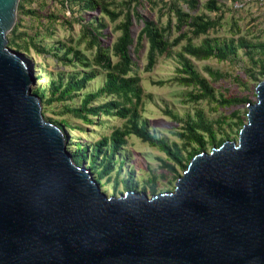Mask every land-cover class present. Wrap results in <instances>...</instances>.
Segmentation results:
<instances>
[{"label": "water", "instance_id": "obj_1", "mask_svg": "<svg viewBox=\"0 0 264 264\" xmlns=\"http://www.w3.org/2000/svg\"><path fill=\"white\" fill-rule=\"evenodd\" d=\"M20 1L0 0V264H264V79L238 140L196 155L173 192L108 196L9 47Z\"/></svg>", "mask_w": 264, "mask_h": 264}, {"label": "trees", "instance_id": "obj_2", "mask_svg": "<svg viewBox=\"0 0 264 264\" xmlns=\"http://www.w3.org/2000/svg\"><path fill=\"white\" fill-rule=\"evenodd\" d=\"M63 6L69 8L73 18L65 21L72 25L77 21L81 25V35L78 44H86L88 50H95L92 62L85 61L81 53L74 51V48H68L63 55L59 54V49H48L35 41L27 32L21 31L20 24H16L10 33L9 47L17 51L31 53L34 50L38 55H51L58 61L66 64L80 63L85 68L95 66L98 72L106 74L104 85L96 92H83L88 88L90 82L98 76L97 71L78 73L69 76L64 80L59 76L56 81H52L48 87H37L34 93L42 99V105L53 103H67L73 101L82 93L80 105L77 107L66 108V113L73 115L76 119L82 121L87 126L95 124V120L103 115L116 116L127 120V123L121 128H114L109 136L102 137L93 145H84L82 143H72L75 149L69 146L72 152L74 162L89 168L94 177L102 184L113 182V193L118 192L120 184H124L125 179L120 180L123 169V161L118 162L120 151L128 145V139L131 136L140 138L143 142L159 148L164 152L169 161H163V165L178 178L179 169L183 172L188 168L191 160L201 152L207 151L209 146H221L227 140L218 139V131L225 133L224 125L227 118L215 122H207L202 113L198 112L196 118L188 117L181 119L170 110L165 113L177 122L183 124V132L178 136L184 141L183 146L179 144H169L166 140L159 138L155 134L147 131L145 124L139 123L140 109L143 105V88L141 87V77L138 75L139 59L145 49V43L148 44L147 63L144 70L152 72L157 64L159 56L175 57L178 62L177 75L173 79L182 86L192 87L189 99L194 102L208 100L209 103H215L216 110L219 108H233L248 103L255 102L244 96H221L218 98L215 89L207 78L203 77L195 67L193 60L208 61L217 59L218 61H233L239 50L252 62L253 69L251 77L258 84L264 79V42H252L245 37H239L219 41L216 38H210L209 32L219 26L224 18L225 11L220 0H208L202 5L200 0H182L186 4L188 11L181 5L180 0H58ZM233 4L239 0H231ZM29 0H21L19 13L24 15H36V11L26 5ZM159 15L154 19L152 11L159 7ZM76 5L77 9L73 8ZM215 13L216 18H211L207 13ZM148 10L147 15L143 11ZM93 14L100 15L95 22L90 21L89 17ZM166 17L163 22L162 18ZM107 18L110 23L115 24L114 33H119L114 44L110 47L105 39L108 38L105 33L108 28L104 21ZM50 20H57V17L50 16ZM137 26H141L139 34L135 35ZM49 35L53 32L48 28ZM241 29L235 24L233 34L237 35ZM38 34V33H37ZM39 36V35H36ZM203 36L200 43L195 42ZM21 51V53H23ZM54 51V52H52ZM112 51V54L110 53ZM73 57L69 58L70 53ZM113 57L117 60L114 61ZM211 76L215 78L224 77L220 72L208 70ZM256 75L260 76L257 77ZM38 80L42 78L37 75ZM164 85V81L157 82ZM256 97V94H254ZM102 97L111 98L102 104H96ZM237 121L229 123L231 129L237 128L238 133L246 123L247 119L241 117L239 110L233 114ZM65 130L70 126L78 130L80 127L71 126L67 120L54 122ZM217 127V130L215 128ZM66 132V130H65ZM66 135L67 132H66ZM171 162V163H168ZM119 164L118 170L116 166ZM115 172L114 177L112 174ZM127 184V182H126ZM124 185V192L136 191L138 184ZM103 186V185H102ZM144 187L142 192H146ZM123 193V192H122ZM121 193V194H122ZM152 195L157 194L155 185L151 187Z\"/></svg>", "mask_w": 264, "mask_h": 264}, {"label": "rangeland", "instance_id": "obj_3", "mask_svg": "<svg viewBox=\"0 0 264 264\" xmlns=\"http://www.w3.org/2000/svg\"><path fill=\"white\" fill-rule=\"evenodd\" d=\"M157 2L159 0H156ZM168 1V0H167ZM208 0H200L204 5ZM244 3V6L240 10L234 9V4L231 0H220L219 4L222 5L225 11L224 18L220 21V24L215 29L209 32L210 38H216L219 41L228 40L233 38L245 37L252 42H264V7H258L253 0H240ZM180 4L184 6V9L188 11L186 4H183L180 0ZM31 9L35 10L36 15H24L18 12V19L16 24H20L21 31L27 32L31 37L35 38L37 43L42 44L48 49H59V54L63 55L68 48H74V51L81 53L82 58L85 61L92 62L95 54V50H88L86 44H78V40L81 35V25L79 22L74 21L72 25L65 21H70L73 18L72 12L69 8L63 6L58 0H29L26 4ZM73 8L77 9L74 5ZM159 7H156L152 11L154 19L158 18ZM211 18H216L215 13L207 12ZM149 13L148 10L143 11L144 15ZM50 16L57 17V20H50ZM100 15L93 14L89 17L90 21L95 22ZM65 20V21H64ZM108 28V38L105 39L107 45L110 47L114 44L119 33H114L113 28L115 24L110 23L107 18H104ZM162 21H166V17L162 18ZM235 24L241 29V32L237 35L233 34V28ZM16 26V25H15ZM51 27L53 35L50 36L48 31ZM141 26H137L135 35L137 36L141 30ZM11 33V32H10ZM8 34V40L11 36ZM38 33V34H37ZM39 35V36H36ZM207 36H203L196 39L197 44L201 39ZM145 43V49L141 53L139 59L138 75L141 77V87L143 88V105L140 109L139 123L145 124L147 131L155 134L161 139L166 140L169 144L177 143L181 147L184 141L178 136V133L183 132V124L175 121L172 117L168 116L165 111L170 110L174 114L178 115L181 119H187L188 117L196 118L198 112L202 113L207 122H215L220 119L227 118V123L224 127V134L218 131V139L227 137L229 140H238V129L235 127L230 128L229 123L237 121L233 118V114L236 110H239L241 117L247 119V107L246 105L233 107V108H219L216 110L215 103H209L208 100H201L194 102L189 99V94L192 92V87L182 86L175 82L173 79L177 75L178 62L175 57L159 56L157 64L152 72H146L144 70L147 63L146 56L148 50V44ZM16 50V49H14ZM17 51V50H16ZM22 51V50H21ZM19 51V52H21ZM28 61L35 64V74L40 75L41 80L37 81V87H48L52 81H56L59 76H62L66 80L71 75L78 73H86L89 71H97L95 66L90 68L83 67L80 63L74 62V64H66L58 61L51 55H38L34 50L31 53L22 51ZM54 52V51H52ZM112 54V51L110 52ZM73 57L71 52L69 58ZM113 60L117 59L113 57ZM196 70L211 83L215 89V94L218 98L221 96H244L249 95L252 101H256L255 89L258 82L251 77V70L253 69L252 62L244 54L241 49L238 52V56L233 61H218L217 59H211L208 61H196L193 60ZM208 70L214 72L218 71L224 75V77L218 79L210 75ZM98 76L95 80L89 83L88 88L83 92H96L100 89L105 81L106 74L98 72ZM257 77H260L256 75ZM164 81V85H159L157 82ZM82 93L76 97L73 101L67 103H53L43 106L42 112L46 120L51 122H61L67 120V122L74 127L83 128L78 130L65 127L68 140V148L71 146L73 150L75 146L72 143H82L84 145H93L104 136H109L114 128H121L127 120L121 119L116 116L103 115L95 120V124L87 126L82 121L73 117V115L66 113V108L77 107L80 105L82 99ZM111 98L102 97L97 100L96 104H102ZM217 130V127L215 128ZM213 146H209L207 151L210 152ZM118 162L123 161V169L121 172L120 180L125 179L124 184H120L117 193H113V182L107 183L102 181V190L108 196H120L124 192V185L137 183L139 189L137 191L142 192L146 187V194L152 196L151 187L155 185L157 188V194L163 192H173L175 190V184L178 176L171 172L163 165V161H169L167 155L159 148L151 146L148 143L143 142L136 136H131L128 139V145L125 146L119 153ZM171 163V162H168ZM119 164L116 166L118 170ZM178 174L182 175L183 170L179 169ZM115 172L112 174L114 177ZM126 184V185H127Z\"/></svg>", "mask_w": 264, "mask_h": 264}, {"label": "built area", "instance_id": "obj_4", "mask_svg": "<svg viewBox=\"0 0 264 264\" xmlns=\"http://www.w3.org/2000/svg\"><path fill=\"white\" fill-rule=\"evenodd\" d=\"M253 2L256 3L258 7H262V8L264 7V0H253ZM243 6H244V3L241 2L240 0L234 3L235 10H240L242 9Z\"/></svg>", "mask_w": 264, "mask_h": 264}]
</instances>
